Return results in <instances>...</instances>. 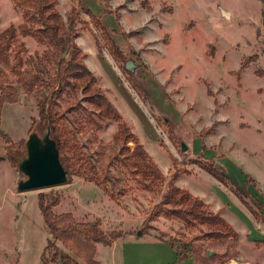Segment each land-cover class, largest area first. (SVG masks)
<instances>
[{"label": "rangeland", "instance_id": "obj_1", "mask_svg": "<svg viewBox=\"0 0 264 264\" xmlns=\"http://www.w3.org/2000/svg\"><path fill=\"white\" fill-rule=\"evenodd\" d=\"M84 2L101 15L123 50V62L116 64L99 38V54L97 31L92 25L91 31L80 30L88 17L78 14L74 42L98 79L90 88L108 98L121 125L91 106L90 92L74 81L58 101L59 109L81 152L104 173L115 200L77 178L64 160L69 172L65 185L17 191L22 179L17 161L25 155V140L31 131L41 132L46 126L37 118L34 97L21 94L17 103L4 104L0 111V264H40L48 238L37 204L40 193L59 199L54 213H71L82 223L99 221L104 232L122 235L95 246L98 264H131L130 259L123 261L127 234L141 241L161 240L193 264H264V246L256 244L264 241V223L200 168L215 165L264 214V77L256 74L264 71V5L258 0ZM72 6H77L76 0H57L64 20ZM21 22L11 0H0V30ZM23 42L27 55L45 50L32 38ZM127 62L132 70L125 69ZM129 78L143 91L144 101ZM133 138L164 172L165 184L130 165ZM180 142L187 146L185 152ZM174 173L176 185L202 199L208 212L224 218L236 239L214 238L216 229L210 225L153 215Z\"/></svg>", "mask_w": 264, "mask_h": 264}, {"label": "trees", "instance_id": "obj_2", "mask_svg": "<svg viewBox=\"0 0 264 264\" xmlns=\"http://www.w3.org/2000/svg\"><path fill=\"white\" fill-rule=\"evenodd\" d=\"M258 1L264 5V0ZM76 2L77 6L71 7L64 20L57 10V0H11L13 7L21 13L22 22L18 26L11 25L0 30V111L4 104L17 103L21 94L34 97L37 118L46 120L47 116L49 117L53 133L57 138L59 154L74 175L94 184L115 200L113 193L107 187L104 173L98 172L97 166L81 152L73 132L66 123L65 114L59 109L58 101L65 90L71 88L74 81L90 92L88 101L91 106L96 108L105 119L120 124L121 116L108 98L96 89L90 88L91 85L97 84L98 79L85 66L86 55L74 42L78 36L75 29L78 14L82 13L88 17V21L81 23L80 30L91 31L92 25L97 31L94 39L99 54L102 53L99 38L116 64H122L123 50L112 37L114 31L103 24L101 15L94 13L84 0H76ZM103 13L112 14L111 11H103ZM114 17L118 20L119 15L115 14ZM121 35L125 36L122 30ZM25 38H32L39 45L44 46L43 53L27 55L23 42ZM256 74L264 77V71L260 70ZM128 81L144 101L145 95L138 84L130 78ZM35 120L34 117L31 118L32 124ZM119 133L125 135L124 129L119 127ZM123 141L127 143L128 139L124 137ZM132 142L135 148L131 153L130 165L135 169H142L153 181L161 185L165 184L166 176L144 150L142 144L137 138H133ZM169 159L176 168V161L172 156H169ZM200 165V168L229 189L256 221L264 223V214L256 211L245 200L243 193L232 186L215 165ZM177 177V173L170 176L167 190L162 194V202L155 207L153 215L173 216L185 223L194 221L210 225L216 229L213 233L214 238L236 239L237 235L224 218L218 213L208 212L207 205L202 199L176 185ZM37 204L48 235L40 264H98L95 260V246L108 245L112 240L122 237L119 232H104L99 221L82 223L78 222L71 213H54L53 208L58 206L59 199L53 195L38 194ZM256 244L264 246V241H258ZM179 258L184 257L179 255Z\"/></svg>", "mask_w": 264, "mask_h": 264}, {"label": "water", "instance_id": "obj_3", "mask_svg": "<svg viewBox=\"0 0 264 264\" xmlns=\"http://www.w3.org/2000/svg\"><path fill=\"white\" fill-rule=\"evenodd\" d=\"M132 68L130 62L125 64L126 70ZM45 123V129L41 132L33 130L29 133L24 143L25 155L17 161V169L22 175L16 186L19 193L54 188L68 181L69 172L59 154L57 138L48 116ZM186 150L187 146L180 142V151Z\"/></svg>", "mask_w": 264, "mask_h": 264}, {"label": "crops", "instance_id": "obj_4", "mask_svg": "<svg viewBox=\"0 0 264 264\" xmlns=\"http://www.w3.org/2000/svg\"><path fill=\"white\" fill-rule=\"evenodd\" d=\"M130 236L127 234L126 243L122 246L123 261L125 262L130 259L131 264H136L137 261H143L145 264H193L191 259H180L179 254L164 242L150 238L141 241L132 239Z\"/></svg>", "mask_w": 264, "mask_h": 264}, {"label": "bare ground", "instance_id": "obj_5", "mask_svg": "<svg viewBox=\"0 0 264 264\" xmlns=\"http://www.w3.org/2000/svg\"><path fill=\"white\" fill-rule=\"evenodd\" d=\"M233 264H237V263L234 262Z\"/></svg>", "mask_w": 264, "mask_h": 264}]
</instances>
